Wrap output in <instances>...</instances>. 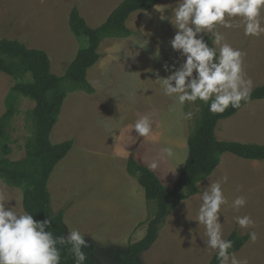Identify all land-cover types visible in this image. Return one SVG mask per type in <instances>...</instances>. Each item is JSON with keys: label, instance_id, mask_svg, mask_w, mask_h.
Segmentation results:
<instances>
[{"label": "rangeland", "instance_id": "obj_1", "mask_svg": "<svg viewBox=\"0 0 264 264\" xmlns=\"http://www.w3.org/2000/svg\"><path fill=\"white\" fill-rule=\"evenodd\" d=\"M121 1L0 0V38L45 52L51 73L62 76L83 45L68 26L72 8H77L89 27L97 28ZM177 3L178 0H159L151 11L133 13L126 22L132 32L130 37L101 43L100 59L87 72L94 93L68 94L50 135L52 144L73 141L71 151L48 180L52 214L63 211L65 236L79 230L102 264H117L128 246L144 237L154 213L153 202L145 200L143 190L127 174V160L133 157L172 189L187 157L186 141L198 110L188 104L181 109L155 82V73L162 78L170 75L165 70L167 62L175 68L184 62L169 43L176 30L169 19H161L171 17ZM158 6L165 11H157ZM219 30L227 43L246 53L244 71L253 81V88L260 86L264 82V35L246 37L242 26ZM201 35L212 39L211 34ZM14 84V79L0 73V117ZM32 105L20 97L18 113L11 124L12 161L24 157V144L31 131L27 112ZM189 111L192 118L185 119L184 113ZM143 115L153 121L150 138L137 137L135 130H130ZM216 137L220 141L264 146V100L250 102L235 116L220 121ZM164 147H173L175 158L151 169L150 162ZM223 176L228 177L222 188L229 201L220 217L224 238L233 231L240 236L255 231L256 242L249 239L235 254L238 259H247L248 264H264V161H247L231 154H224L213 174L198 184L196 196L170 212L158 227L154 244L139 256L142 264L209 263L215 252L205 247V228L197 221L200 193ZM0 192L12 200L7 206L16 204L14 210L24 212L21 189L8 187L0 180ZM238 195L244 196L247 204L236 212L230 205ZM238 215L251 216L254 227L240 229L234 220Z\"/></svg>", "mask_w": 264, "mask_h": 264}, {"label": "trees", "instance_id": "obj_2", "mask_svg": "<svg viewBox=\"0 0 264 264\" xmlns=\"http://www.w3.org/2000/svg\"><path fill=\"white\" fill-rule=\"evenodd\" d=\"M158 3L159 0H122L97 28L89 27L77 8L73 7L68 26L83 45L62 76L51 73L50 60L45 52L27 48L17 40L0 38V73L15 80L6 97L5 113L0 117V180L8 187L22 190L24 212L32 214L37 221L46 218L52 221L49 230L54 236H65L66 229L63 211L52 214L47 184L56 165L73 147L72 140L59 144L50 141L64 99L77 91L87 95L94 93L87 81V72L100 59L101 43L130 37L132 32L126 27L129 17L135 12H149ZM204 40L210 47L213 46L212 39L204 37ZM166 65L172 66L169 62ZM20 97L33 103L27 112L31 131L24 144V157L12 161L9 159L11 124L18 113ZM258 100H264V82L252 89L250 102ZM247 104L242 102L240 109L229 107L222 114L210 113L208 106L199 101L193 105L198 113L187 137V157L172 189L164 186L152 170L137 163L133 157L127 160V174L143 190L145 200L153 202L154 213L144 237L129 245L127 251L119 256L117 264H142L139 256L154 244L158 227L181 202L199 193L198 184L213 174L224 154L247 161H264V146L220 141L216 137L218 123L235 116ZM227 240L233 242L230 251L236 253L246 244L249 236H240L233 231ZM68 247L61 250L60 264H75ZM82 250L87 254L86 264H102L96 260L92 245ZM208 264H219L216 253Z\"/></svg>", "mask_w": 264, "mask_h": 264}, {"label": "clouds", "instance_id": "obj_3", "mask_svg": "<svg viewBox=\"0 0 264 264\" xmlns=\"http://www.w3.org/2000/svg\"><path fill=\"white\" fill-rule=\"evenodd\" d=\"M157 9L165 11L159 6ZM161 19H169L176 30L169 43L173 51L184 58L178 68L165 65V70L170 72L167 77L155 73V82L160 84L165 96L174 98L181 109L186 104L202 102L213 114H222L229 107L240 109L242 102H250L253 81L244 71L246 53L227 43L219 29L242 26L246 37L264 35V0H178L171 17L161 16ZM201 34H211L213 46L210 47ZM192 115L186 112L184 118L191 119ZM133 129L137 137L150 138L153 121L148 115L140 116L130 130ZM175 156L173 147H164L149 167L155 170L160 163ZM227 180L228 177L223 176L201 190L197 221L205 228V247L216 253L219 264H248L247 259H238L230 251L233 242L224 238L220 217L223 206L229 204L222 188ZM10 201L0 192V264H60L61 250L65 246H69L75 264H86L87 254L82 249H87L88 243L79 230L74 229L66 236H54L49 230L52 222L49 218L37 221L28 212L14 210L16 204L7 206ZM246 204L247 199L238 195L230 206L239 212ZM234 220L240 229L255 225L249 215H238ZM248 236L251 242H256L255 231L248 232Z\"/></svg>", "mask_w": 264, "mask_h": 264}]
</instances>
